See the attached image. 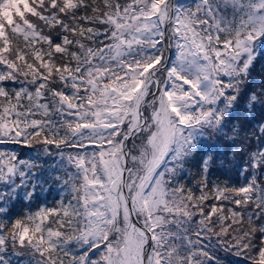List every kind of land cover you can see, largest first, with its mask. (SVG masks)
Segmentation results:
<instances>
[{"label":"snow or ice","instance_id":"snow-or-ice-1","mask_svg":"<svg viewBox=\"0 0 264 264\" xmlns=\"http://www.w3.org/2000/svg\"><path fill=\"white\" fill-rule=\"evenodd\" d=\"M0 146V264H264V0H0Z\"/></svg>","mask_w":264,"mask_h":264},{"label":"trees","instance_id":"trees-1","mask_svg":"<svg viewBox=\"0 0 264 264\" xmlns=\"http://www.w3.org/2000/svg\"><path fill=\"white\" fill-rule=\"evenodd\" d=\"M0 147H3V146H0ZM56 199H58V197H56ZM46 203H47V206H49V207L54 206V198L52 196H49L47 198V202ZM40 206H44V201L43 200L41 202H38V203L34 204L32 210L36 211V210H38V208Z\"/></svg>","mask_w":264,"mask_h":264}]
</instances>
